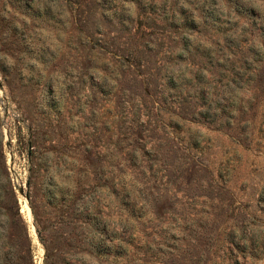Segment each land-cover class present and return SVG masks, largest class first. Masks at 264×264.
Wrapping results in <instances>:
<instances>
[{
    "label": "rangeland",
    "instance_id": "obj_1",
    "mask_svg": "<svg viewBox=\"0 0 264 264\" xmlns=\"http://www.w3.org/2000/svg\"><path fill=\"white\" fill-rule=\"evenodd\" d=\"M0 227L2 264H264V0H0Z\"/></svg>",
    "mask_w": 264,
    "mask_h": 264
},
{
    "label": "trees",
    "instance_id": "obj_2",
    "mask_svg": "<svg viewBox=\"0 0 264 264\" xmlns=\"http://www.w3.org/2000/svg\"><path fill=\"white\" fill-rule=\"evenodd\" d=\"M0 228L2 229V227H0ZM0 234H1V232H0ZM0 257H2V259H0V264H2V262L4 261V256L2 254L1 248H0Z\"/></svg>",
    "mask_w": 264,
    "mask_h": 264
},
{
    "label": "water",
    "instance_id": "obj_3",
    "mask_svg": "<svg viewBox=\"0 0 264 264\" xmlns=\"http://www.w3.org/2000/svg\"><path fill=\"white\" fill-rule=\"evenodd\" d=\"M19 191H20V192H22V189H21V188H19ZM25 197H26V194H25Z\"/></svg>",
    "mask_w": 264,
    "mask_h": 264
}]
</instances>
